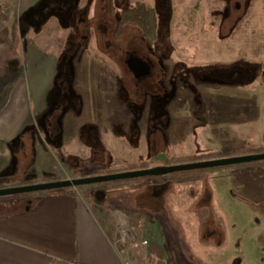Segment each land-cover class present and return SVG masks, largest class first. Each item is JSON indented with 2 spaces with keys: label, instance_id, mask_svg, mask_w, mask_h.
I'll list each match as a JSON object with an SVG mask.
<instances>
[{
  "label": "crops",
  "instance_id": "crops-1",
  "mask_svg": "<svg viewBox=\"0 0 264 264\" xmlns=\"http://www.w3.org/2000/svg\"><path fill=\"white\" fill-rule=\"evenodd\" d=\"M8 1L23 9L21 17L32 33L49 35L43 30L46 27L62 33L63 38L51 53L44 51V44L40 49L27 43L23 56L18 52L16 24L9 32L7 62L4 70L0 66V174L14 172L13 168L17 171L9 144L23 128L33 125L39 126L36 144L40 154L23 175L26 185L90 177L93 170H105L108 165L113 170L109 174L142 162L154 166L172 159L168 154L189 157L246 146L264 151V90L252 88L258 79L264 88V75L246 76L236 67L222 70L224 77L218 85L197 74L188 78L174 67L180 64L178 58L172 63L171 57L162 59L156 50L158 61L145 42L141 48L131 47L127 55L111 56L96 35L106 31L107 25L84 29L95 16V3L78 11L81 0ZM5 23L0 9V36ZM71 33L76 39L69 40ZM2 43L0 39V47ZM132 58L149 60L150 72L138 77ZM163 64L172 67H164L167 72L161 75ZM43 98L50 102L43 104ZM238 105L244 114L242 121L237 119ZM199 144L200 149H192ZM51 149L57 151L56 156ZM249 171L238 174L246 176ZM14 173L7 179L15 178L18 172ZM226 176L207 173L194 181ZM82 189L0 199V264H125L126 260L136 264L132 250L119 244L108 209L88 202ZM209 198L215 206L214 197ZM206 219L201 220L200 236L211 227L218 232V222L204 226Z\"/></svg>",
  "mask_w": 264,
  "mask_h": 264
},
{
  "label": "rangeland",
  "instance_id": "rangeland-1",
  "mask_svg": "<svg viewBox=\"0 0 264 264\" xmlns=\"http://www.w3.org/2000/svg\"><path fill=\"white\" fill-rule=\"evenodd\" d=\"M107 1L110 9L108 8L105 12L103 9L107 8ZM145 1L156 10L158 15L160 37L155 43V48L158 47L155 50L149 47L150 53L155 56L156 60H160L156 52L159 50L162 59L171 57V62L174 63L178 58L180 64L174 66L178 69V73L187 74L188 78L189 76L193 78L195 74L201 75L217 85L224 77L222 70H232L236 67L241 68L246 76L264 75V0ZM93 3H95V10L92 15L95 16L91 17L89 26L86 25L84 29H89L88 27L91 28V26L95 28L98 24L107 25L106 31L99 30L100 32L96 34L97 39L102 40L99 45H104V51L111 56H124L131 47L141 48L145 41L135 26H127L119 39L114 36L116 28L114 21L116 20L117 23L121 12L132 7L135 0H104V2L103 0H81L78 11L85 9L86 5L92 6ZM7 6V9L0 8L6 18V26L0 36L3 41L0 47V66L3 70L7 62L9 32L13 27L15 29L14 24L17 26L16 40L17 44H20L19 54L24 56L27 43H33L40 49L44 46V51L49 53L54 51L56 41L63 38L62 33L46 27L43 30L47 29L49 35L46 33L42 35L40 32L32 33V28L28 27L21 17L23 9L12 7L9 1ZM85 32L88 34V30ZM89 37V41H92V34ZM70 38L74 40L76 35L71 33L69 40ZM109 40L113 41L111 45L108 43ZM84 42L81 39V43L84 44ZM40 44L44 45L40 46ZM40 49L37 52L38 56ZM144 54L148 56V52ZM164 67V64L163 69L160 67L161 75L167 72V70L164 72L166 67L169 68L172 65ZM56 76L57 74L54 77ZM179 78L181 75L178 76ZM260 78L263 79V77ZM261 81L258 79L253 87L246 85L245 88L250 86L262 92L264 88L259 87ZM44 83L41 81L39 85L43 86ZM52 83L54 84V81ZM43 101V104L50 102L49 98H43ZM238 112L237 119L242 121L241 115L244 114L239 109V105ZM50 114L56 116L55 112ZM39 132L37 125L23 128L9 144L11 152L15 151L18 155L17 158L14 155L17 160L16 172L18 176L21 172L22 176L12 179L4 178L1 181L4 185L2 188L12 185L20 186L24 181L23 175H26L36 164L37 155L40 154V145L36 144L37 137H40ZM200 146L201 144L192 149H200L198 148ZM259 149L258 153L264 152L261 147L255 146H246L243 150H226L248 152ZM51 152L54 156L57 155L56 150L51 149ZM68 154L73 153L68 152ZM175 156L168 154L167 157H172L170 161L182 158ZM149 163L150 168L164 166L168 160L158 161L157 165L154 163V166L151 162ZM247 164H242L245 166L242 168L239 167L241 165L214 168L215 171L212 173H227L226 177L214 181L209 179L196 182L194 180L197 176L175 177L171 174L145 178L141 185L131 184V180H125V184L113 182L76 188L78 190L83 188L84 191L81 194L88 202H94L93 204L108 209V214L114 219V228H117L119 243L132 250L130 253L134 254L138 263L264 264V164L246 166ZM125 167L121 168V171ZM104 169L108 174L113 171L110 165ZM246 169L250 170L249 175L238 174L240 170L246 171ZM175 178H178L176 183L173 181ZM215 187L218 189L215 190ZM156 191L159 194L155 198ZM36 193L39 192L27 193V196ZM209 195L214 197L215 206L208 200ZM16 196L19 195L12 197ZM9 197L11 196L0 197V199ZM216 205H220L221 208ZM203 218H209L203 222L204 226H212L213 223L218 222L215 224L218 232L208 227L212 231L209 229V232L207 231L209 234L203 232L204 235L200 236L199 228ZM205 235L210 236L207 238ZM122 237L126 239L121 240Z\"/></svg>",
  "mask_w": 264,
  "mask_h": 264
},
{
  "label": "water",
  "instance_id": "water-1",
  "mask_svg": "<svg viewBox=\"0 0 264 264\" xmlns=\"http://www.w3.org/2000/svg\"><path fill=\"white\" fill-rule=\"evenodd\" d=\"M131 66L134 73L138 77L145 76L149 73V65L147 62L138 58H132ZM264 152L241 156H233L219 159H211L193 163H183L177 165L156 166L147 169L124 171L112 174H103L90 177H82L68 180H59L45 182L39 184H30L14 187L0 188V197L21 195L27 193L44 192L52 190H60L66 188H76L81 186H89L103 183H113L125 180L143 179L148 177H163L174 173H182L194 170H208L214 168L229 167L242 165L253 162H263Z\"/></svg>",
  "mask_w": 264,
  "mask_h": 264
},
{
  "label": "trees",
  "instance_id": "trees-1",
  "mask_svg": "<svg viewBox=\"0 0 264 264\" xmlns=\"http://www.w3.org/2000/svg\"><path fill=\"white\" fill-rule=\"evenodd\" d=\"M135 26L136 28L139 29L141 32V36L145 43L148 45V47H152L159 39V32H158V15L156 10L149 6L145 0H135L134 6L132 8L125 9L121 12L117 23H116V28L114 32V36L119 39L122 37V33L124 29L127 26ZM15 150V149H14ZM256 150V149H253ZM260 150L257 151H248V152H240L236 150H225L222 152H217V153H210V154H203L199 156H189V157H182L178 158L177 160L170 161L168 160V163H165L166 165H171V164H183V163H193V162H199V161H205V160H211V159H219V158H226V157H233L237 155H242V154H253V153H258ZM14 152V153H13ZM14 155L15 151H12ZM264 163H251L247 164L248 165H253V166H259ZM150 163L149 162H142L138 164H133V165H128L122 171H131V170H140V169H147L150 168ZM239 167H245L243 165ZM121 171V172H122ZM214 169H208V170H194V171H187V172H182V173H174L172 174L175 177H188V176H201V175H206L207 173H212L214 172ZM13 170L11 172H2L0 174V186H4L1 181L4 180V178H7L8 176L13 175ZM17 174V173H16ZM102 174H108L107 171L105 170H97L94 175H102ZM15 175V173H14ZM145 178L143 179H134L131 180V184H141L144 181ZM119 184H125V181H120L118 182ZM71 188H66V189H60L57 190L58 192H68L70 191Z\"/></svg>",
  "mask_w": 264,
  "mask_h": 264
},
{
  "label": "built area",
  "instance_id": "built-area-1",
  "mask_svg": "<svg viewBox=\"0 0 264 264\" xmlns=\"http://www.w3.org/2000/svg\"><path fill=\"white\" fill-rule=\"evenodd\" d=\"M7 3H8V0H0V8H2V9H7ZM126 238L125 237H122V239L121 240H125ZM119 242V241H118ZM120 244V243H119ZM146 244V243H145ZM123 245V244H122ZM125 264H135V263H133L131 260H126V262H125ZM136 264H141L140 262L138 263H136Z\"/></svg>",
  "mask_w": 264,
  "mask_h": 264
},
{
  "label": "flooded vegetation",
  "instance_id": "flooded-vegetation-1",
  "mask_svg": "<svg viewBox=\"0 0 264 264\" xmlns=\"http://www.w3.org/2000/svg\"><path fill=\"white\" fill-rule=\"evenodd\" d=\"M148 59V58H147ZM144 61V60H143ZM145 62H149V60H146ZM149 67H151V66H149ZM149 72H150V68H149ZM143 77V76H142ZM14 172H16V169L14 168ZM17 176H18V174H17ZM17 176H14L15 178H17ZM22 175H21V173H20V175L18 176V178L19 177H21ZM22 185H26V183H24V182H21V184H20V186H22ZM11 186V185H10ZM14 186H18V185H12L11 187H14ZM0 188H2V186H0Z\"/></svg>",
  "mask_w": 264,
  "mask_h": 264
}]
</instances>
